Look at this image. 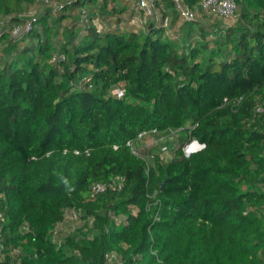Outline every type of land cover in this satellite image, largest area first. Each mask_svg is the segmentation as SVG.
Returning <instances> with one entry per match:
<instances>
[{"label": "trees", "instance_id": "1", "mask_svg": "<svg viewBox=\"0 0 264 264\" xmlns=\"http://www.w3.org/2000/svg\"><path fill=\"white\" fill-rule=\"evenodd\" d=\"M152 1L0 0V264H264V0Z\"/></svg>", "mask_w": 264, "mask_h": 264}, {"label": "built area", "instance_id": "2", "mask_svg": "<svg viewBox=\"0 0 264 264\" xmlns=\"http://www.w3.org/2000/svg\"><path fill=\"white\" fill-rule=\"evenodd\" d=\"M175 1L177 3L178 9L180 10V13H181V16L183 19L192 20L195 18V16H196L195 11L192 8L185 6L183 4V0H175ZM200 3L209 13H211L215 16H221V17H225V18H228V17H231L232 15H234V12H235L236 7H237L236 0H201ZM137 4H138L139 8L141 10H143L144 15L146 17H151V16L156 15L157 8L154 5L152 0H137ZM138 20H140V19L136 18L134 20V22L138 21ZM29 27H30V23H28L27 25H22V26L18 25L14 28L13 35L14 36L22 35L25 32V30L28 29ZM124 91L125 90L122 87H118L116 89V92L119 96H123ZM257 110L260 112H264V101L258 105ZM175 136H176L175 131H171L169 133H164V132L157 130L156 128H151V129H148V130L146 129V130H143L142 132H140L138 135V139L141 143L145 144V146H150L151 144H153V142H156L157 139H166L167 140L168 138L171 139V138H174ZM149 141H152V142L149 143ZM195 141L196 140H194L191 144L193 145V143ZM133 144H134L133 141H128V145L132 146ZM187 146L188 145H186L184 147V151L187 155H189L191 152H190V149L188 152H186L185 148ZM133 149H134V152L136 154H138V155L140 154V151L138 148L133 147ZM161 151H162V152H160L161 157L165 158L163 156V153H167L170 151L167 143L161 147ZM116 187H121V181L120 182L110 181V182L97 183V184H95V186L93 188V193L103 191L107 188H116ZM71 218L75 219L76 216L72 215Z\"/></svg>", "mask_w": 264, "mask_h": 264}, {"label": "rangeland", "instance_id": "3", "mask_svg": "<svg viewBox=\"0 0 264 264\" xmlns=\"http://www.w3.org/2000/svg\"><path fill=\"white\" fill-rule=\"evenodd\" d=\"M36 10H37V12H38V8H37V9H32L31 14L35 13ZM156 138H157V137H156ZM168 139H169V138H168ZM168 139H167V140H166V139H157V141H156V142H153V144H151L149 147H152L154 152L160 153V152H162V151H161V147H162L164 144L168 143ZM148 140H149V139H148ZM169 140L172 141L173 143L176 142L175 138H171V139H169ZM150 142H152V141H149V143H150ZM163 142H164V143H163ZM191 143H192V142H191ZM191 143H189L188 146L185 148V149H186V152H188L189 149L191 150V148H198V147H199V145H198L197 143L194 144L196 147H194V145L192 146ZM191 146H192V147H191ZM170 147H171V146H170ZM163 156L165 157V159H166V161H167L168 159L171 158V156H172V151L170 150V151L167 152V153H163Z\"/></svg>", "mask_w": 264, "mask_h": 264}, {"label": "water", "instance_id": "4", "mask_svg": "<svg viewBox=\"0 0 264 264\" xmlns=\"http://www.w3.org/2000/svg\"><path fill=\"white\" fill-rule=\"evenodd\" d=\"M195 143H197V144L199 145V147H198V148H193L194 150H192V148H191L190 152H193V151H195V150H198V149H200V148L203 146V145L199 144L198 141H195V142L193 143V145H194ZM193 145H192V146H193ZM194 147H196V146L194 145ZM165 184H166V180H164V181L162 182L161 189H164Z\"/></svg>", "mask_w": 264, "mask_h": 264}, {"label": "clouds", "instance_id": "5", "mask_svg": "<svg viewBox=\"0 0 264 264\" xmlns=\"http://www.w3.org/2000/svg\"><path fill=\"white\" fill-rule=\"evenodd\" d=\"M192 150H194V149L192 148Z\"/></svg>", "mask_w": 264, "mask_h": 264}]
</instances>
